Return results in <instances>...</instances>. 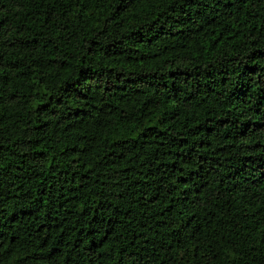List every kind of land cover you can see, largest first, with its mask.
Listing matches in <instances>:
<instances>
[{"label": "trees", "instance_id": "16d2710c", "mask_svg": "<svg viewBox=\"0 0 264 264\" xmlns=\"http://www.w3.org/2000/svg\"><path fill=\"white\" fill-rule=\"evenodd\" d=\"M0 264H264V0H0Z\"/></svg>", "mask_w": 264, "mask_h": 264}]
</instances>
